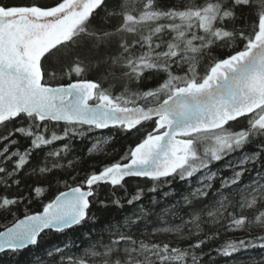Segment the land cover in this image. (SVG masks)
Wrapping results in <instances>:
<instances>
[{
	"label": "snow or ice",
	"instance_id": "snow-or-ice-1",
	"mask_svg": "<svg viewBox=\"0 0 264 264\" xmlns=\"http://www.w3.org/2000/svg\"><path fill=\"white\" fill-rule=\"evenodd\" d=\"M0 264H264V0H0Z\"/></svg>",
	"mask_w": 264,
	"mask_h": 264
},
{
	"label": "trees",
	"instance_id": "trees-1",
	"mask_svg": "<svg viewBox=\"0 0 264 264\" xmlns=\"http://www.w3.org/2000/svg\"><path fill=\"white\" fill-rule=\"evenodd\" d=\"M13 2H15V0H13ZM85 144H87V147H91V143H89V142H87V141H85V142H83V143H79V142H78V143H77V148H76V150H75L73 153H71V154L69 155V159L75 157L76 155L83 154L84 152H86V151H87V148L85 147ZM109 147H110V146H105V149L107 150ZM117 147H119V145H117ZM99 158H100V159H103L102 156L99 157ZM173 187L175 188L176 186H173ZM131 190H132V191H135V185H134V184L131 185ZM176 191L179 192L180 189H179V188H176ZM148 197H155V198L160 199V204L157 206V210H159V208H161V207L166 203V201L163 199L161 193H157V194L149 193V194H147V197H146V200H145L146 203H147V199H148ZM168 199H172V197L170 196ZM150 226H151V225H150ZM160 238H164V237H160ZM228 238H229V235H228V234H224V235L221 237L222 240H225V239H228Z\"/></svg>",
	"mask_w": 264,
	"mask_h": 264
}]
</instances>
